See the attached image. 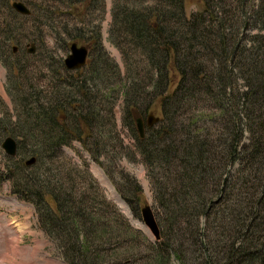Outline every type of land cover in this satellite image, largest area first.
Segmentation results:
<instances>
[{
    "label": "trees",
    "instance_id": "trees-1",
    "mask_svg": "<svg viewBox=\"0 0 264 264\" xmlns=\"http://www.w3.org/2000/svg\"><path fill=\"white\" fill-rule=\"evenodd\" d=\"M246 1L201 0L200 6L186 15L184 0H111L107 39L121 54L123 68L119 74L125 85L126 104L122 121L132 126L158 210L159 238L152 244L148 242L152 254L145 250L138 256L143 264H158L151 261L159 260V252L165 250L180 260L185 252H195L193 248H200L203 254L198 264H264V121L260 122L259 115L251 111L264 108L263 68H252L258 76L246 82L242 90L233 88L235 70H245L242 64L233 69L238 47L242 50L239 56L244 60L248 56L255 67L258 62L262 64L258 56L264 51L260 42L255 45L253 41V50L246 54L244 42H237L238 38L230 42L229 38L235 29L233 21H245ZM256 1L249 11L258 28L264 30V0ZM64 2L77 17L71 30L75 38L85 42L88 61L81 70L73 71L58 62L59 78L72 77L75 81L77 98L73 106L71 88L58 97L52 91L50 102L44 104L39 94L32 95L28 105L32 109L24 110L28 129H7L16 142L15 156L2 154V159L8 161L5 164L12 166L6 168L11 181L9 191L31 203L37 224L56 242L66 264H100L99 258L106 255L103 243H108L107 250L119 251L114 235L115 240H121L117 245L124 243L120 253L125 258L118 264H138L135 238L139 233L125 218L120 217L126 230L118 224L112 228L92 202L82 204L87 196L78 194L75 199L71 195V186L64 185V173L57 172V176L55 171L54 176L48 173L44 177L31 174L36 167L51 170L56 164L52 155L71 138L85 140L90 151L98 144L93 125V88L88 81L94 73L95 77L105 72L104 62L110 59L102 46L100 19H88L87 15L89 10L101 14L102 0ZM17 16L26 19L33 15L29 12ZM257 36L253 34V38ZM202 49L210 52L205 62L200 56ZM137 56H141L140 61ZM141 63L144 74L140 73ZM147 79L155 92L152 102L160 119L144 126L139 136L135 133L136 119L142 118L136 116L140 111L137 101ZM239 106L243 112L238 111ZM206 107L217 111L208 116L204 113ZM245 132L249 135L247 143L242 142ZM30 157L33 162L24 164ZM67 166L70 168L71 162ZM126 187L117 191L138 217L141 189L134 179ZM105 202L115 214L114 205ZM185 242L189 244L186 249L182 245Z\"/></svg>",
    "mask_w": 264,
    "mask_h": 264
},
{
    "label": "rangeland",
    "instance_id": "rangeland-1",
    "mask_svg": "<svg viewBox=\"0 0 264 264\" xmlns=\"http://www.w3.org/2000/svg\"><path fill=\"white\" fill-rule=\"evenodd\" d=\"M12 1H21L33 16L21 19L17 14L23 15L10 7ZM63 1L65 0H0V176L2 177L0 183V264H66L56 242L51 240L37 224V216L31 203L23 201L10 193L11 181L10 177L6 175V168L9 167L10 163L5 164L8 161L2 159V154H6L1 148L4 137L9 136L6 132L8 128L12 129V132L28 129L26 128L28 124H25L24 110L31 108L28 105L32 101V95L38 96L39 94L40 102L44 104V102H50L52 91H56L53 96L58 97L67 93L68 88H71V106L75 103L77 98L74 92L75 81L72 77L71 79L59 78L58 62H63L64 57L69 53V45L72 42H75L76 46H84L87 53L89 50L85 42L73 36L74 32L71 30V25L74 24L77 17L68 3H63ZM256 2V0L245 2L248 12L245 21H239L238 29H236L238 26L237 21H233L235 29L231 33L233 37H229L230 42L236 38H238V40L236 39L237 42H244L247 48L246 54L253 50V41L255 45L260 42L264 51V30L258 28V23L254 22L249 11L250 6ZM200 4L201 0H184L185 14L187 15L191 10L198 8ZM110 5L111 0H102L101 14L96 10L94 12L89 10L87 15L88 19L94 17L100 19L98 30L102 46L111 60L104 62L105 72L102 71L101 74H97L95 77L94 73L91 79L89 78V72L86 73L91 80L88 81V86L90 84L93 88L91 96L95 113L93 125L98 144H96V148L91 146V152L86 146L85 140L71 138V141H68L69 144L61 145L54 152L55 155L50 156L52 160L56 161L51 170L46 171L45 168L36 167L37 169H32L31 174L44 177L48 173L54 176L55 171L56 175L57 172L64 173V185L65 187L71 186V195H75V199H77L78 194L87 196L82 204L92 202L95 211L103 213L104 218L109 219L108 222H110L112 228L118 224L123 231L120 217L125 218L127 224L139 233L135 238L137 241L135 253L138 257L144 255L145 250L152 254L150 247L148 249L147 246L155 241L143 225L139 209L144 204L148 205L153 212L155 221L158 217V210H155L156 205L153 200L152 186L149 184L145 167L140 161L139 149L136 147L132 126L129 122L124 123L122 121V110L126 106L123 90L125 85L122 83L119 71L122 70L123 65L120 52L107 39ZM78 8H80L79 5ZM77 9L76 11H78ZM68 10L70 11L67 12ZM7 25L8 31L6 29ZM66 32L71 33L73 38L69 39ZM253 34L258 36L253 38ZM215 39L213 37L212 41L215 42ZM208 42H211L210 39H208ZM30 43L34 46L32 53L26 51ZM12 46L15 47V52H11ZM241 51L238 47L233 63V69H235V65L238 68L239 64L245 66V70L240 68L243 72L236 69V74L233 76V88L238 91L243 89L246 82L252 81L253 78L258 76L252 68H261V70L263 68L264 74V52L258 56L259 59H263L262 64L258 62L255 67L254 62L248 56L245 60L239 56ZM200 56L202 57L201 60L203 59L205 62L209 60L210 52L202 49L200 50ZM258 58L256 60H259ZM136 59L140 61L141 56H137ZM87 61L88 54L85 57V63ZM139 67L140 73L144 74L141 68L144 67V64L141 63ZM77 69L81 70L80 67ZM104 76L105 78H103ZM148 76L150 77L149 73H147ZM212 79H214V75ZM60 80L66 81L62 83ZM175 80L176 76L174 75ZM145 81L146 87H144L142 95L138 97L137 101L140 111H136V116H140L143 120L144 125L142 124V128L149 126L145 122V116L148 112L157 117V121L160 119L156 103L152 102V98L155 96L154 89L149 86L148 79ZM57 86L59 87L57 88ZM170 86H172V83ZM61 91L64 92L61 93ZM251 109L253 114L259 115L260 122L264 121V108L262 110L261 108ZM216 111L213 107L204 108V113L208 116L214 115ZM238 111L243 112L241 106L238 107ZM203 117L205 118L204 115ZM71 126H73V123ZM137 132L138 130L135 133L139 134ZM12 136L15 135H10V137ZM12 138L15 140L14 137ZM248 140L249 135L245 132L242 142L247 143ZM27 149L26 146L25 150ZM91 153L95 154L94 157ZM68 162H71L70 168L67 166ZM67 174L68 178H66ZM131 179H134L141 189L137 209L138 217L131 213L129 206L117 191L118 188L126 189ZM94 195L96 197L93 198ZM105 201H109L114 205L117 210L115 214L106 205ZM48 204L51 207L53 206L51 201ZM212 231H215V227ZM91 237L92 235L88 239ZM98 238L102 239L101 235ZM115 239H117V235H114L113 240L116 241L119 251L107 250L106 244L108 245V243L102 244L103 241L100 243L99 247L102 244L106 254L99 258L100 264H118L125 258L120 253L122 252L121 249L124 248V243L117 245V241L121 242V240ZM182 245L186 249L189 244L185 242ZM193 250L195 252H185L180 260L175 257L172 251L165 250L159 252V260L154 259L151 263L198 264L203 260V254L200 248H193ZM137 261L138 264H143L141 257H138Z\"/></svg>",
    "mask_w": 264,
    "mask_h": 264
},
{
    "label": "water",
    "instance_id": "water-1",
    "mask_svg": "<svg viewBox=\"0 0 264 264\" xmlns=\"http://www.w3.org/2000/svg\"><path fill=\"white\" fill-rule=\"evenodd\" d=\"M10 6L20 14H27L28 9L25 7L23 3L20 1H12L10 3ZM15 50V47H12V51ZM26 51L28 53H32L34 51V46L32 43L29 44V47L26 48ZM87 56V49L82 46H76L75 42L70 43L69 45V53L64 57L63 59V66L67 70L77 69L84 65L85 63V57ZM157 117L152 116L151 113H147L145 117V122L147 125H151L152 123L157 121ZM137 130L139 133V136L142 135V121L141 119L137 118ZM1 148L3 149L4 153L7 156H14L16 152V142L15 140L10 137L6 136L4 137L3 141L1 142ZM33 162V157H30L24 161V164L29 165ZM140 217L143 222V225L147 228V230L152 235L153 239L157 240L159 238V228L157 226V223L155 221V217L153 215V212L151 211L150 207L146 204H144L140 209Z\"/></svg>",
    "mask_w": 264,
    "mask_h": 264
}]
</instances>
